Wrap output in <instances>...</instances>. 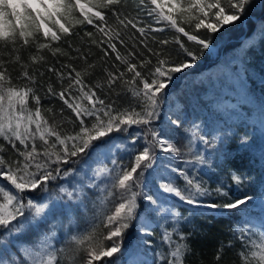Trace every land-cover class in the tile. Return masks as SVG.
I'll use <instances>...</instances> for the list:
<instances>
[{
    "label": "snow or ice",
    "instance_id": "snow-or-ice-1",
    "mask_svg": "<svg viewBox=\"0 0 264 264\" xmlns=\"http://www.w3.org/2000/svg\"><path fill=\"white\" fill-rule=\"evenodd\" d=\"M252 5L0 0V264H61V255L70 264H185L196 229L185 233L182 226L207 214L238 216L232 233L241 244L240 264H264V183L253 194L248 189L254 178L246 172L230 167L221 174L223 164L236 158L227 147L236 133L191 116L181 99L190 70L214 54V34L222 33V41L228 26L245 27ZM262 42L264 20L241 42L237 58L245 70L248 52ZM93 46L102 53L99 64L91 60ZM33 48L25 62L21 50ZM110 53L118 63L109 64ZM9 63L19 65L17 79L25 83H13ZM45 70L55 84L44 81ZM259 75L264 85V71ZM181 77L184 84L173 89ZM237 144V152L251 149V136L241 134ZM254 159L264 168V148ZM182 205L190 209L187 215ZM78 211L88 225L83 230ZM65 220L57 248L56 228ZM157 228L162 246L145 252ZM130 230L135 242L126 249ZM233 246V240L221 242L215 259Z\"/></svg>",
    "mask_w": 264,
    "mask_h": 264
},
{
    "label": "trees",
    "instance_id": "trees-1",
    "mask_svg": "<svg viewBox=\"0 0 264 264\" xmlns=\"http://www.w3.org/2000/svg\"><path fill=\"white\" fill-rule=\"evenodd\" d=\"M78 15V13H77ZM110 15V13H109ZM264 20V7L261 6V0H253V5L245 13L246 26L241 28L239 24L236 26H228V36L222 40V48L220 54L215 58L205 54V56L198 62V65L190 70V74L187 77V88L185 89V95L181 97L186 105L189 114L197 119L206 120L211 126L213 123L218 124L222 130L231 129L236 133L231 137V140L227 142L229 151L236 157L234 160L225 162L222 166L221 174H226L230 167L236 168L241 172H246L249 176L253 177L252 187L248 190L255 194L257 187L264 183V168H261L260 163L254 157H258L259 148L262 138V130L258 128L257 124L252 122L254 116L258 122L262 117L264 119V85L261 84L260 72L264 71V42L260 47L254 48L248 52L250 58V64L245 70L243 65H237L234 61L236 55L240 51L241 42L245 37L249 36L253 30L259 32V25ZM88 31H95L90 25L83 26ZM80 35H83V31L79 28ZM222 33L214 34L217 41L220 40ZM169 38L173 35L172 32L165 33ZM251 35V34H250ZM73 42L78 43V38L73 37ZM87 40V38L85 37ZM99 39V37H97ZM186 40V38H184ZM169 48H176L178 46L169 45ZM189 47H194L189 43ZM123 51V49H121ZM10 51V49H9ZM33 49H22L20 55L25 62H28V55ZM92 51L95 53L91 60H96L99 64V57L102 55L99 49L93 46ZM48 56V62L50 64H56L55 59L50 54L45 53ZM15 55V53H13ZM111 59L109 64L115 61L114 54L110 53ZM5 60H8V55L4 56ZM62 62L65 58H59ZM78 67L82 66L80 61H72ZM118 63V62H116ZM239 66V68H238ZM9 72L11 73L14 84L25 83L24 79H17L20 76V67L18 64L9 63L7 65ZM34 67L40 69H46L45 65H35ZM247 72V75H246ZM102 75V73H97ZM179 75V74H177ZM51 78L55 84L56 77L53 73H48L45 70L44 81L47 82ZM92 79H95L93 77ZM184 84V78L177 79L172 86L173 89H178ZM223 85H228L231 88H235L237 91L242 90L244 98L241 101H235V97L230 98V101H225L224 93L221 91ZM57 90L58 86H57ZM45 105L54 104L56 109L62 106V102L59 100L43 102ZM29 106H34L29 101ZM259 125V124H258ZM259 129V130H258ZM264 132V131H263ZM241 134H249L251 136L252 148L249 150L235 151L238 148L237 139ZM113 136L120 135L113 133ZM107 139V138H105ZM2 142V141H0ZM223 147V145H221ZM9 152H11V146H8ZM216 176L212 177L210 184L215 187ZM28 195L43 196V193H28ZM254 203V202H253ZM181 212L184 215L188 214V206L182 205ZM258 209L254 208V211ZM199 211H204L200 209ZM77 219L80 224V229L83 230L88 227L87 223L83 219L82 214L78 211L76 213ZM239 219L238 216L225 215L223 217L219 215L207 214L205 216H195L193 218V224H186L182 226V230L188 233L193 230L195 226L196 231L189 240L191 244V254L186 256L185 264H240V257L237 255L238 250L241 248L239 240H236L232 233V225ZM67 220L63 222L61 226L56 228L57 241L55 247L59 248L61 242L65 236V229L67 228ZM171 227V225H169ZM75 230V228L73 229ZM155 235L147 237L153 245L152 253L156 251V248L161 247L160 244V230L159 228L154 230ZM70 234V233H69ZM233 240L234 246L229 248L225 247L219 260H216V253L221 244H225ZM135 242L134 230H130L125 236L124 247L130 248ZM67 247V246H66ZM166 250V249H165ZM152 260H155V256L152 255ZM83 259V253L81 254ZM123 259L126 261L127 256ZM61 264H70L69 256L61 255ZM100 264V262H95Z\"/></svg>",
    "mask_w": 264,
    "mask_h": 264
},
{
    "label": "rangeland",
    "instance_id": "rangeland-1",
    "mask_svg": "<svg viewBox=\"0 0 264 264\" xmlns=\"http://www.w3.org/2000/svg\"><path fill=\"white\" fill-rule=\"evenodd\" d=\"M252 33L253 32H251L250 34H252ZM250 34H248V35H250ZM221 46H222V41L221 40H218L217 47L213 49V53L214 54L210 55L212 58H215L218 54L221 53L220 51L223 50V48ZM237 57H238V55H236L234 61L237 63V65H241L240 64V61H239V59ZM238 68H239V66H238ZM220 89L224 93V98L223 99L225 101H230V98H232V97H235L236 98L235 101H241L244 98L242 90H238L237 91L235 88H231L228 85L227 86L226 85H223ZM251 117H253L252 122H254L255 124H257V123L259 124V125L257 124V126L260 129V131H261L260 121L263 118L261 117L259 119V121L257 122L255 120L254 116H251ZM261 133H262V138H261V143L259 144L260 146H258L259 148H261L262 145H263L262 143H264V132L262 131ZM254 204H257L258 205V202L254 201ZM256 209H258V210L253 212V215L254 216L257 215V214H259V212H260L259 206H257ZM147 251H150L152 253V248L150 250H148L147 249V246H145V252H147ZM148 258L152 259L151 256H149Z\"/></svg>",
    "mask_w": 264,
    "mask_h": 264
}]
</instances>
